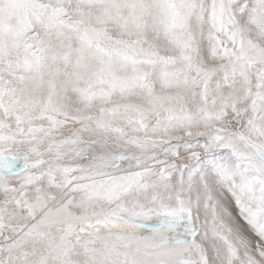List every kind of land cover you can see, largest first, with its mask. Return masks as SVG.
<instances>
[{
    "label": "snow or ice",
    "instance_id": "1",
    "mask_svg": "<svg viewBox=\"0 0 264 264\" xmlns=\"http://www.w3.org/2000/svg\"><path fill=\"white\" fill-rule=\"evenodd\" d=\"M0 264H264V0H0Z\"/></svg>",
    "mask_w": 264,
    "mask_h": 264
}]
</instances>
